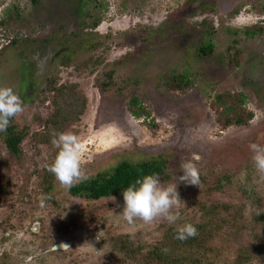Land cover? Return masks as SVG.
Segmentation results:
<instances>
[{
	"label": "rangeland",
	"instance_id": "1",
	"mask_svg": "<svg viewBox=\"0 0 264 264\" xmlns=\"http://www.w3.org/2000/svg\"><path fill=\"white\" fill-rule=\"evenodd\" d=\"M97 2L80 30L77 0H0V86L21 97L24 111L14 121L27 125L20 156L8 152L0 132V255L12 251L0 264H132L121 242L144 251L173 226L128 223L120 215L123 197H74L48 171L56 134L43 141L38 133L46 131L60 85L85 99L83 112L60 132L84 144L86 175L162 154L167 185L183 175L182 162L192 161L200 186L178 183L181 217L174 225L210 210L215 225L206 255L232 264L251 247L262 257L251 264H264V224L255 218L264 209V179L249 150L264 144V0ZM94 16L100 21L91 27ZM205 38L212 46L201 54ZM240 95L236 112L247 119L225 122L236 114L224 106L237 105ZM34 222L38 232L30 231ZM60 239L71 243L51 251Z\"/></svg>",
	"mask_w": 264,
	"mask_h": 264
},
{
	"label": "trees",
	"instance_id": "2",
	"mask_svg": "<svg viewBox=\"0 0 264 264\" xmlns=\"http://www.w3.org/2000/svg\"><path fill=\"white\" fill-rule=\"evenodd\" d=\"M32 3L37 0H31ZM93 2V3H92ZM92 3V4H91ZM74 12L77 13L79 19V29L85 30L88 28L84 14L88 15L87 8L100 5L97 0H77ZM99 8V7H98ZM100 21V17L94 16L91 21V27H94ZM206 24V31L212 33V25L208 22ZM249 33V32H248ZM252 34V32H250ZM90 45V44H89ZM212 43L210 39L205 38L200 44L197 45V51L205 54L211 50ZM179 80L176 78L175 85L181 86L186 77L184 73L180 74ZM106 78H112L111 71L106 73ZM106 81L101 80L99 86L104 90L106 88ZM136 103L137 99L133 97ZM244 101V96L237 97V105L231 103L224 106L225 113L233 112L236 116L228 115L225 122L239 123L245 121L241 118L236 108L240 102ZM239 102V103H238ZM85 106V99L73 87L68 85H60L55 88L53 110L47 118V128L43 132L38 133V137L45 141L51 134H57L68 123L76 120L83 112ZM132 114L138 116L139 111L135 108L131 109ZM18 124L11 120L6 132H1L3 142L8 149V152L20 156V141L27 133V125L17 127ZM158 173L161 181L169 179L167 172V161L162 154L149 155L144 158L135 160L121 159L110 167L96 171L93 174L86 175L88 178L76 183L71 189H67L71 195L75 197H83L86 199H98L100 197H120L123 190L135 182L136 179L141 178L143 175ZM261 210L259 211V213ZM210 213L208 211L207 215ZM264 214V211H262ZM203 216L199 221L192 224L197 228L198 235L194 238H189L186 241H179L174 238L177 226H170L164 233L161 241L157 242L151 249L144 251L130 250L131 252H138L136 260L139 264H220L206 255L207 244L211 236H213V229L209 228L213 224V218ZM260 215V214H259ZM258 215V217H259ZM215 225V224H214ZM212 225V226H214ZM212 229V230H211Z\"/></svg>",
	"mask_w": 264,
	"mask_h": 264
},
{
	"label": "clouds",
	"instance_id": "3",
	"mask_svg": "<svg viewBox=\"0 0 264 264\" xmlns=\"http://www.w3.org/2000/svg\"><path fill=\"white\" fill-rule=\"evenodd\" d=\"M24 111L23 101L12 87L0 86V132H6L13 118ZM57 154L48 171L64 188L71 189L76 183L87 179L82 169L84 144L72 132H59L53 139ZM251 160L255 172L264 179V144L250 143ZM183 175L174 178L171 184L161 183L158 173L146 174L129 184L122 192L121 217L128 223L141 221L144 224L167 222L174 225L180 220L182 200L177 191L178 183L200 186L199 169L192 161L180 164ZM115 203L116 198L111 196ZM184 206L185 203L183 202ZM119 207V205H117ZM198 235L192 223L177 226L174 238L183 242ZM67 247V246H64Z\"/></svg>",
	"mask_w": 264,
	"mask_h": 264
},
{
	"label": "flooded vegetation",
	"instance_id": "4",
	"mask_svg": "<svg viewBox=\"0 0 264 264\" xmlns=\"http://www.w3.org/2000/svg\"><path fill=\"white\" fill-rule=\"evenodd\" d=\"M69 193V192H68ZM70 194V193H69ZM71 195V194H70ZM73 196V195H72ZM75 197V196H74ZM120 197H123V196H120ZM80 198H83V197H80ZM100 198H102V197H100ZM115 198H119V197H115ZM83 199H86V198H83ZM99 199V198H98ZM256 211H258V213H257V215H256V220H257V218H259V219H261V223L262 224H264V214H262V211H264V209H262L261 210V212L259 213V209H256ZM236 213H241L240 211H237ZM260 214V215H259ZM258 215H259V217H258ZM202 218V217H201ZM240 218H241V216H240ZM200 220V219H199ZM199 220H196V221H199ZM195 221V222H196ZM193 223V222H192ZM182 225V224H181ZM173 226H179V225H173ZM30 231L32 232H38L39 231V223L38 222H34L33 224H32V226L30 227ZM212 230V229H211ZM213 231V230H212ZM165 233V232H164ZM164 233L162 234V236H161V238L159 239V240H157V241H155L154 243H153V245L152 246H150L148 249H151L157 242H159V241H161L162 239H163V237H164ZM7 234V233H6ZM213 236H214V231H213ZM213 236H211L210 237V239L213 237ZM15 237H13V240L12 241H14L15 239H14ZM209 239V240H210ZM70 243H71V241L70 240H66V239H60V240H58V241H55V242H53L52 243V245L50 246V250L51 251H61V250H64L65 248H67L69 245H70ZM121 245H120V249H121V251H122V254H124V256L126 257V258H130L131 260H132V264H139V262L136 260V258L138 257V252H131L130 250H132V249H134L135 251H138V250H142L143 251V249L142 248H137V247H130L129 245H127V244H125V243H120ZM16 244H14V246H15ZM262 245V244H261ZM260 245V246H261ZM64 246H67V247H64ZM261 249H262V247H261ZM147 250V249H146ZM256 248H248L246 251H244V252H241V253H238V255H237V257L234 259V262L232 263V264H251L254 260H260L262 257L261 256H256V254H258L257 252H256ZM12 255V251H9V252H7V251H4V252H2L1 253V255H0V260H4V262L10 257ZM264 255V254H263ZM209 257V256H208ZM209 258H211V257H209ZM3 262V263H4ZM156 264V263H155Z\"/></svg>",
	"mask_w": 264,
	"mask_h": 264
}]
</instances>
